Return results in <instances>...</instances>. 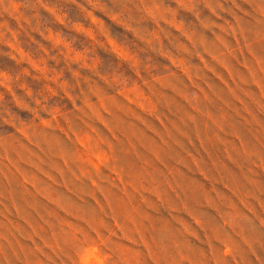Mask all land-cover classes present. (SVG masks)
<instances>
[{
    "label": "rangeland",
    "instance_id": "rangeland-1",
    "mask_svg": "<svg viewBox=\"0 0 264 264\" xmlns=\"http://www.w3.org/2000/svg\"><path fill=\"white\" fill-rule=\"evenodd\" d=\"M0 264H264V0H0Z\"/></svg>",
    "mask_w": 264,
    "mask_h": 264
}]
</instances>
